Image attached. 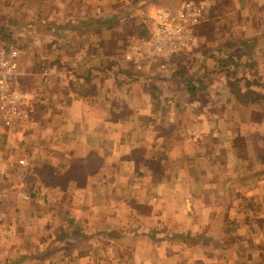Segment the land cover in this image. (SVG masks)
Instances as JSON below:
<instances>
[{"label":"crops","instance_id":"0c3cea01","mask_svg":"<svg viewBox=\"0 0 264 264\" xmlns=\"http://www.w3.org/2000/svg\"><path fill=\"white\" fill-rule=\"evenodd\" d=\"M185 1L0 0L55 50L0 151V264H264V0H194L197 49L147 78L112 63Z\"/></svg>","mask_w":264,"mask_h":264},{"label":"built area","instance_id":"2783aa9c","mask_svg":"<svg viewBox=\"0 0 264 264\" xmlns=\"http://www.w3.org/2000/svg\"><path fill=\"white\" fill-rule=\"evenodd\" d=\"M206 2L185 1L178 10L165 11L156 26L144 38H134L126 56L140 69L171 61L176 56L193 53L198 47V31L205 20ZM20 53L14 47L0 48V129L23 132L31 121L28 98L22 91ZM26 165L25 161L20 162Z\"/></svg>","mask_w":264,"mask_h":264},{"label":"rangeland","instance_id":"374dc122","mask_svg":"<svg viewBox=\"0 0 264 264\" xmlns=\"http://www.w3.org/2000/svg\"><path fill=\"white\" fill-rule=\"evenodd\" d=\"M7 7L11 8L10 9L11 13L7 11L3 15L4 21L0 22V48L1 47H5V48L14 47L15 49L19 51L20 53L19 80L21 81L22 91L25 94V96L28 98V103L30 105L31 95H32L31 93L33 92L34 88L33 86H31L29 79H30V75L32 71L37 69L35 68V65H37V61L33 58L34 51L40 52L42 54H48L49 52H53L55 50L52 49L51 44L47 45L46 43H42V42L40 44H35L33 42V38H31L33 36V33H31L30 29H20L19 28L18 20L14 17L17 14H20V12L15 11L14 4H12V7L8 5ZM1 10H2L1 12L4 13L5 9H1ZM152 19L153 18H151L150 21H153ZM155 22L148 24L147 27L140 26V27H137L136 29H133L135 38H141L143 36H147L150 33L148 27L150 26L151 31H153V29L155 28V24H156ZM113 46L114 44H110V45L108 44L105 46V48L106 49L108 48L109 51H112V53L116 55L117 51L115 52L113 51ZM130 46H131L130 41L129 43L122 46L121 48L122 54L121 56H119L120 61L117 63V62H114V60H112L113 65L117 66L118 69L124 68V69L130 70L132 74L135 75V80L141 79V78H147L146 75L150 73L148 71L150 69L147 67V65H144L139 69L138 66L134 65L131 62H128V60L126 59V56L130 50ZM40 64H42V61ZM42 65L44 67V64ZM109 65L110 63H108L107 66H104V68H108ZM152 67L153 66H151V69ZM6 133H9V132L0 129V151H4V146H6L9 143L8 141L9 136Z\"/></svg>","mask_w":264,"mask_h":264}]
</instances>
